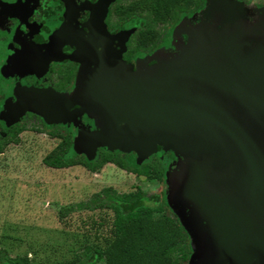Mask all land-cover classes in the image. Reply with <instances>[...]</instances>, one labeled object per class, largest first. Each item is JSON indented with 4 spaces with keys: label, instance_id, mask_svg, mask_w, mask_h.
<instances>
[{
    "label": "water",
    "instance_id": "obj_1",
    "mask_svg": "<svg viewBox=\"0 0 264 264\" xmlns=\"http://www.w3.org/2000/svg\"><path fill=\"white\" fill-rule=\"evenodd\" d=\"M207 8L218 26L187 28L186 43L154 70L113 67L112 58L89 77L82 63L74 95L100 121L85 139L92 148L177 152L187 169L181 190L241 227L221 258H250L264 248V15L249 22L232 0Z\"/></svg>",
    "mask_w": 264,
    "mask_h": 264
},
{
    "label": "rangeland",
    "instance_id": "obj_2",
    "mask_svg": "<svg viewBox=\"0 0 264 264\" xmlns=\"http://www.w3.org/2000/svg\"><path fill=\"white\" fill-rule=\"evenodd\" d=\"M232 1L249 22L255 20L258 13L264 15V0ZM210 2L201 0L199 4L197 1L192 8V17L202 11L194 20L197 21L195 26L205 23L218 26L219 16L212 12L207 14ZM64 31L63 27L58 32ZM183 44L177 46L174 54ZM174 54H160L155 62ZM125 67L132 69L129 64ZM145 68L154 70L156 64ZM3 82L0 84L6 86ZM3 97L1 94L0 264H9L7 258L11 257L27 259L24 264H75L81 257L83 245L92 243L90 236L88 240L83 237V230L110 227L112 211L105 206L111 199L109 194L137 188L146 195L158 194L164 205L162 213L182 228L185 239L180 245L186 247V259L179 264H264V248L250 258L243 255L221 258L224 248L238 237L241 227L217 205L198 196L191 198L181 190L187 180V169L182 157L173 149L162 147L138 153L134 149L123 151L119 145L109 148L101 143L87 154L83 148L76 149L72 144L75 137L91 133L99 122L84 114L47 120L38 112L26 110L14 122L21 128L12 132V121L1 103ZM64 144L67 146L63 156L83 161L97 162L99 151L125 155L130 169L156 161L161 176L147 180L113 162L103 161L94 170L83 164L62 168L45 165L44 157L54 148L62 150ZM104 188L108 190L107 195L103 194ZM102 219L104 222L100 225Z\"/></svg>",
    "mask_w": 264,
    "mask_h": 264
},
{
    "label": "flooded vegetation",
    "instance_id": "obj_3",
    "mask_svg": "<svg viewBox=\"0 0 264 264\" xmlns=\"http://www.w3.org/2000/svg\"><path fill=\"white\" fill-rule=\"evenodd\" d=\"M197 1L201 3L0 0V81L6 83L0 84V96H4L1 103L12 121L10 128L26 110L38 112L47 120L89 115L99 126L91 133L79 134L72 144L89 154L101 143L92 148L85 139L98 130L100 121L81 111L74 95L82 63L89 77H96L94 72L109 69L111 64L106 63L112 58L117 65L111 66L123 68L129 64L136 70L155 64L160 54H174L186 42L187 28L195 26L194 20L202 12L199 7V14L192 17ZM63 27L64 33H59ZM98 74L100 80L103 75Z\"/></svg>",
    "mask_w": 264,
    "mask_h": 264
},
{
    "label": "trees",
    "instance_id": "obj_4",
    "mask_svg": "<svg viewBox=\"0 0 264 264\" xmlns=\"http://www.w3.org/2000/svg\"><path fill=\"white\" fill-rule=\"evenodd\" d=\"M20 128L15 125L10 129L14 132ZM60 149L54 148L49 152L43 159L44 164L53 168L83 164L94 170L100 161L113 162L117 167L144 176L147 180L161 176L156 161L130 169L125 155L115 152L99 151L97 163L65 157L64 150ZM103 194H108L106 188ZM109 195L111 199L105 206L112 211L110 227H86L83 230V237L87 239L90 236L88 239L92 243L83 245L81 257L75 264H179L186 259V247L180 245L185 234L176 221L162 213L164 205L158 194L146 195L137 188L135 191L111 192ZM101 221L100 225L104 222L103 219ZM7 260L9 264L27 262V259L20 257Z\"/></svg>",
    "mask_w": 264,
    "mask_h": 264
}]
</instances>
